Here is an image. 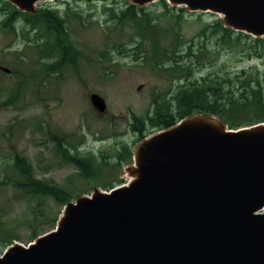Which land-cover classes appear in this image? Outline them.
<instances>
[{"label": "water", "instance_id": "95a60500", "mask_svg": "<svg viewBox=\"0 0 264 264\" xmlns=\"http://www.w3.org/2000/svg\"><path fill=\"white\" fill-rule=\"evenodd\" d=\"M6 1L31 14L42 0ZM166 2L264 36V0ZM89 101L106 111L98 93ZM126 168L127 184L68 201L52 230L13 242L0 264H264V122L230 129L193 114L140 140Z\"/></svg>", "mask_w": 264, "mask_h": 264}, {"label": "rangeland", "instance_id": "374dc122", "mask_svg": "<svg viewBox=\"0 0 264 264\" xmlns=\"http://www.w3.org/2000/svg\"><path fill=\"white\" fill-rule=\"evenodd\" d=\"M125 2L129 0H42L35 3V11L39 7H55L63 13L66 6L76 11V14L72 15V12L67 14V30L74 45L83 52L77 69L65 68L63 75L58 74L59 80L50 79L48 81L50 84L46 82L47 87L39 90V93L36 92L33 77L28 79L23 77L41 67L35 56L32 46L34 44L27 40L33 33H28L24 29L28 27H24L19 28L17 34H13L0 26V67L19 70L22 73L18 74L14 71L13 74L18 80L15 83L8 74L0 72V87L4 86L9 93L13 86L19 84L21 86L19 96L23 102H27L20 109L11 105L0 107V165L4 167L5 174L14 175L10 165L6 166L5 163L12 153L11 147L14 146L31 163L35 177L42 180L49 179L63 186L69 192V201H73L78 195L90 194L94 189L108 191L102 187V183L115 177L116 173L121 182L113 187L128 182L130 176L126 167L129 163L117 167L113 173H110L106 167L92 180L79 176V170L75 166L61 164L60 158L52 154L53 141L34 142L33 136L38 137L40 134L31 126L35 120H41L46 122L51 131L70 135L72 143L81 142L79 155L87 157L90 156L88 153L93 154L97 162L102 160L101 155L106 160L112 161L111 155L119 143L130 146L133 152L139 141L134 142L135 136L131 133V127L129 128L131 114L142 117L147 111L150 112L151 102L156 93L168 94L175 84L172 85V80L153 66L148 44L144 43L136 48L135 41L138 39L134 37L133 31L131 38L134 37V41L129 42L128 29L111 28L112 22L103 13L104 7L114 5L116 8H122ZM1 5L2 0H0V8ZM146 7L154 15H160L164 10L159 0L147 4ZM173 7L175 8L170 17L171 26L176 23L177 27H173L176 33H179L183 40L194 39L195 43L198 40L197 33L218 17L211 12H190L185 7L181 11L179 8L182 7ZM178 14L181 15L180 20L175 17ZM1 19L3 18L0 10V21ZM106 31L111 34L112 40L106 38ZM114 37H118L124 43L123 48L111 47V42L118 41ZM213 46L215 48V45ZM212 51L208 59L204 60L205 65L195 69L197 76L208 73L213 67L228 68L236 73L242 69L247 72L255 68L264 75V54L261 57L247 59L241 55L239 49L226 51L212 48ZM100 53L110 61L100 64L97 61ZM143 53L147 54V58H144ZM19 59H24L25 62L22 63ZM186 64L191 71V63L187 60ZM92 92L98 93L105 99L106 111L103 114L99 113V115L92 107L89 101V94ZM0 93L1 103L6 96ZM39 94L43 98L42 101L36 99ZM15 118L24 121L18 128H13V134L9 137L6 129ZM151 130L149 129L148 135L156 132ZM95 159L91 162L94 163ZM12 192L11 185L0 187L2 224L6 231L12 234L14 238L12 243L27 245L34 240L29 225L32 214L40 213L42 208L52 218L58 212L60 215L62 208L47 201L45 202L48 204L47 209L43 206L38 209L36 203L31 200L13 198ZM54 227L43 225L38 229V234L42 235ZM8 246L9 244L4 246L0 253Z\"/></svg>", "mask_w": 264, "mask_h": 264}, {"label": "trees", "instance_id": "16d2710c", "mask_svg": "<svg viewBox=\"0 0 264 264\" xmlns=\"http://www.w3.org/2000/svg\"><path fill=\"white\" fill-rule=\"evenodd\" d=\"M159 1L164 8L160 15H154L146 5L138 7L129 2H125V6L122 8L111 5L103 9V13L112 22L110 25L112 29L125 27L130 33L129 42H133L134 37L138 39L135 41L137 42L136 48L144 43L148 44L152 53L149 56L152 57L153 66L172 80V85L175 84L168 94H166L167 92L156 93L151 102L150 112L147 111L142 117L131 114V127L137 132L134 142L146 137L152 131L151 129L157 131L168 128L182 118L197 113L214 115L222 119L228 128L232 129L264 121V75L255 68L247 72L242 69L236 73L228 68L213 67L208 73L198 76L195 71L196 68L205 65L204 60L208 59L210 52H213L212 48H221L226 51L239 49L241 55L247 59L263 56L264 36L253 37L250 34L223 27L220 18L217 17L197 33L196 43L194 39L183 40L173 28L177 27V24L174 23V26H171L170 17L173 15L175 7L170 6L165 0ZM0 10L8 12V16L0 21V26L3 29L17 34L19 28L26 27L24 25L16 26L15 19L21 16L24 18L25 24L29 25L27 29H24L28 33H33L27 40L34 44L32 46L35 56L41 63V67L29 75H23V77L26 79L33 77L37 93L47 87L45 83L50 79L59 80L56 74L61 68L65 69L68 65L74 66L75 69L78 68L77 65L82 60L83 52L74 45L67 30V14L72 12L73 15L76 14V11H73L69 6H66L63 13L55 7H39L35 13L29 14L17 10L6 0H2ZM179 10L182 11L183 7ZM175 17L180 20L181 15L178 14ZM132 31L134 37L131 38ZM106 38L110 40L113 38L108 31H106ZM114 39L118 41L111 42L112 48L124 47V43L118 37H114ZM143 56L147 58L146 53H143ZM19 60L22 63L25 62L24 59ZM187 60L192 65L191 71L186 64ZM97 61L104 64L110 59L100 53ZM43 65L47 74L44 73ZM15 73L22 74L19 70H16ZM20 89L21 86L17 84L7 93L8 90L1 86L0 92L6 98L0 103V107L17 103ZM36 99L43 100L41 94L37 95ZM23 121L18 118L13 119L12 123L7 126V135L11 137L13 128H18ZM31 126L35 132L40 134L38 137L33 136L32 139L35 143L53 141L52 154L60 158L61 164L67 163L75 166L79 170V176L87 180L99 176L106 167L110 173H113L117 167L131 161V147L126 144L119 143L116 146L110 158L112 161L106 160L101 155L102 160L97 162V158L93 154L88 153L90 156L87 157L79 155L81 142L72 143L70 135L51 131L46 122L41 120H35ZM11 152L5 163L6 166L10 165L14 175L5 174L4 167L0 165V187L11 185L13 198L31 200L36 203L38 209L41 206L47 209L48 204L45 203L47 201L63 208L70 199L69 192L63 186H59L49 179L42 180L35 177L33 167L27 158L22 156L14 146L11 147ZM94 159L95 162L92 163L91 160L94 161ZM120 182L121 179L116 173L115 177L103 181L102 187L109 189ZM40 210V213H33L29 220L30 234L34 239L39 235L38 229L41 226L54 227L59 215L58 212L50 218L44 209ZM1 217L0 213V251L4 246L10 245L14 239L12 234L4 228Z\"/></svg>", "mask_w": 264, "mask_h": 264}, {"label": "flooded vegetation", "instance_id": "af4514ba", "mask_svg": "<svg viewBox=\"0 0 264 264\" xmlns=\"http://www.w3.org/2000/svg\"><path fill=\"white\" fill-rule=\"evenodd\" d=\"M8 16V12L7 11H2V18H5V17H7ZM15 23H16V26L17 25H24V26H26V27H29V25H27V24H25V21H24V18L23 17H21V16H19L18 18H16L15 19ZM48 50H49V48H48ZM47 61V60H46ZM43 67H44V73L45 74H47V71H46V68H45V66L43 65ZM68 67H73L74 68V66H71V65H68ZM0 72H4L3 70H1L0 69ZM58 72V74H62L63 75V72H64V69H60V70H58L57 71ZM14 72H13V70L12 69H10V72L9 73H5V74H8L9 75V77H11V79H12V81H14L15 83H17L18 82V80L16 79V77L17 76H15L14 74H13ZM58 74H56V75H58ZM59 76V75H58ZM25 93H26V91H25ZM1 94V93H0ZM19 94H20V92H19ZM25 96H27V94L25 95ZM27 104V102H23L22 100H21V97L20 96H18V101H17V103H12V104H10L11 105V107H13V108H18V109H20V107H22L23 105L25 106ZM96 113H98V112H96ZM99 114V113H98ZM100 114H103V113H100ZM99 114V115H100ZM131 127V123H129V128ZM131 133L136 137V131L135 130H133L132 129V127H131Z\"/></svg>", "mask_w": 264, "mask_h": 264}, {"label": "bare ground", "instance_id": "6f19581e", "mask_svg": "<svg viewBox=\"0 0 264 264\" xmlns=\"http://www.w3.org/2000/svg\"><path fill=\"white\" fill-rule=\"evenodd\" d=\"M131 179V178H130Z\"/></svg>", "mask_w": 264, "mask_h": 264}]
</instances>
